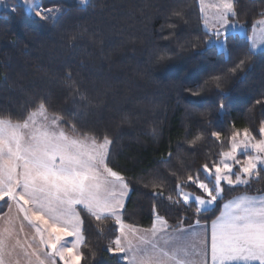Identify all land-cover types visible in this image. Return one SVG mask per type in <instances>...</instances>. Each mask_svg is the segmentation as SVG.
<instances>
[{
    "label": "trees",
    "instance_id": "obj_1",
    "mask_svg": "<svg viewBox=\"0 0 264 264\" xmlns=\"http://www.w3.org/2000/svg\"><path fill=\"white\" fill-rule=\"evenodd\" d=\"M5 1L10 6L0 9V116L19 120L44 97L49 113L65 116L79 110L76 135L82 128L97 129L114 140L110 166L133 188L126 199V223L150 228L153 203L173 228L194 223L197 217L192 210L167 197L177 198V179L184 180L202 164L220 158L221 146L227 148L234 128H258L264 108L248 109L264 94V49L251 50L244 74L225 80L227 107L217 112L215 93L184 92L209 74L218 75L212 69L223 66V53L216 48L203 50L200 45L196 51L186 44V39L204 35L197 0H35L43 8L63 6L58 19L47 22L26 11L19 0ZM234 9L245 34L230 33V43L232 36L238 43L229 67L244 58L236 54L249 46L246 35L264 17V0H234ZM169 24L176 29H169ZM173 33L172 40L163 39ZM162 53L169 58L158 60ZM69 72L86 101L77 96V104H72L68 99L72 81L65 75ZM72 123L62 125L70 135ZM215 130L222 132L221 141L211 136ZM197 136L201 139L190 145ZM257 190L264 191V181H253L250 188L241 185L220 203ZM154 191L163 196H153ZM185 191L199 192L194 185ZM6 206L0 202V215ZM219 212L216 207L207 222ZM113 223L111 218L85 217L82 264H124L106 253L105 246L114 238Z\"/></svg>",
    "mask_w": 264,
    "mask_h": 264
},
{
    "label": "snow or ice",
    "instance_id": "obj_2",
    "mask_svg": "<svg viewBox=\"0 0 264 264\" xmlns=\"http://www.w3.org/2000/svg\"><path fill=\"white\" fill-rule=\"evenodd\" d=\"M23 3L34 7V15L46 22L58 19L57 13L64 11L63 6L43 8L33 6L32 0ZM200 3L203 13L204 0ZM236 16L234 0H219L213 19L203 20V37L186 39L193 50L200 51V45H204L203 50L211 46L223 53V66L212 69L218 75L209 74L202 82L184 89L192 96L205 91L215 93L219 101L217 112L227 107L225 80L243 75L245 68L250 67V51L264 42L249 36L251 44L242 46L236 54L244 58L229 67L238 43L235 36L230 43L229 30L235 32L245 26ZM260 23L264 24V20ZM168 28L174 30L176 25L169 24ZM174 36L175 33L163 39L170 41ZM180 48L186 50L184 44ZM168 58L162 53L158 60ZM65 79L72 81L70 102L77 104V96L80 102L86 101L87 97L74 86L70 72ZM257 106L264 108V94L253 101L248 111ZM79 115V110L65 112L67 118L49 113L44 97L19 120L0 116V202L9 209L0 216V264H82L85 254L81 246H87V215L97 221H114V238L105 246L106 253L119 257L124 264H264V192L257 190L249 195L245 191L220 203L239 186L250 188L253 181H264V114L258 128H234L227 137V148L221 146L218 160L202 164L184 180L177 179V198L169 195L167 199L192 210L197 217L194 224L173 228L153 203V219L147 229L126 223V199L133 188L130 180L114 165L110 166L114 140L97 129L82 128L76 135ZM71 121L75 123L70 135L62 125ZM211 136L221 141L222 132L212 131ZM200 139L197 136L188 143L194 146ZM167 159H171V154ZM191 185L200 194L185 191ZM153 187L157 185L153 183ZM153 196H163V192L154 191ZM216 207L220 213L208 223L207 217ZM202 219L205 223H201ZM25 222L35 230L34 234L25 233ZM70 237L74 239L69 241ZM89 251L95 257L96 253Z\"/></svg>",
    "mask_w": 264,
    "mask_h": 264
},
{
    "label": "rangeland",
    "instance_id": "obj_3",
    "mask_svg": "<svg viewBox=\"0 0 264 264\" xmlns=\"http://www.w3.org/2000/svg\"><path fill=\"white\" fill-rule=\"evenodd\" d=\"M19 1L23 4L26 11H28L29 13L34 15V11H35L34 7L30 8L28 5H25L23 3V0H19ZM78 1L82 2V0H78ZM197 4H198V8H199L200 17L202 19L201 26L203 28V20L208 19L209 21H211L213 19V17L216 15L218 8H219V0H204V3H203L204 12L203 13H201L202 5L200 3V0H197ZM32 5L34 6V5H38V4L35 0H32ZM9 6L10 5L6 1L0 0V9L3 7L8 8ZM253 24H255V28L252 25V27H253L252 30L254 31V33H252V37H255L258 41L264 40V24H261L260 21H258V23L254 22ZM229 31H230V33L236 32V33L241 34V35L245 34L244 27L243 28H237L235 30V32H233L231 29ZM253 34H254V36H253ZM260 43L263 44L264 42H260ZM217 50L219 51V49H217ZM187 192H192V191H187ZM193 193L200 194V192H193ZM73 239L74 238H72V240Z\"/></svg>",
    "mask_w": 264,
    "mask_h": 264
},
{
    "label": "crops",
    "instance_id": "obj_4",
    "mask_svg": "<svg viewBox=\"0 0 264 264\" xmlns=\"http://www.w3.org/2000/svg\"><path fill=\"white\" fill-rule=\"evenodd\" d=\"M5 1V0H4ZM264 19V17H262V18H260V19H258L257 21H255V22H257L258 23V21H261V20H263ZM257 25V24H256ZM252 29H253V27H252ZM251 29V31H250V33L247 35V39H248V37L249 36H252V33H254V31ZM253 31V32H252ZM253 36H254V34H253ZM261 41V40H260ZM248 42H249V45L251 44V41L250 40H248ZM262 49H264V43L263 44H261L260 42L257 44V47L255 48V49H253V51H259V50H262ZM264 192V191H263ZM240 194H242V193H240ZM240 194H236V195H234V196H232V197H230L229 199H231V198H233V197H235V196H238V195H240ZM249 195H253V194H256V193H248ZM227 201V200H226ZM225 201V202H226ZM221 210V209H220ZM9 211V209H8V207L6 206V209H5V211L0 215V216H3L4 215V213H7ZM220 213V212H219ZM219 213H218V215H219ZM13 215H15V211L13 210V213H12ZM211 222V221H210ZM210 222H208V223H210ZM192 224H194V223H192ZM188 225H183L182 227H187ZM179 227H181V226H179ZM141 228V227H140ZM143 229H147V228H143ZM34 229H32L30 226H28L27 225V223L25 222V233L26 234H34ZM201 235H203V233H201ZM69 241H71L72 240V238L70 237V238H67ZM37 240H38V237H37ZM163 243V241H161V244ZM43 258V257H42ZM58 259V258H57Z\"/></svg>",
    "mask_w": 264,
    "mask_h": 264
}]
</instances>
